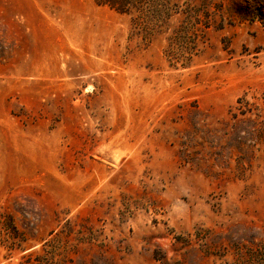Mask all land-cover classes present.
Listing matches in <instances>:
<instances>
[{
	"label": "rangeland",
	"instance_id": "obj_1",
	"mask_svg": "<svg viewBox=\"0 0 264 264\" xmlns=\"http://www.w3.org/2000/svg\"><path fill=\"white\" fill-rule=\"evenodd\" d=\"M0 264H264V0H0Z\"/></svg>",
	"mask_w": 264,
	"mask_h": 264
}]
</instances>
